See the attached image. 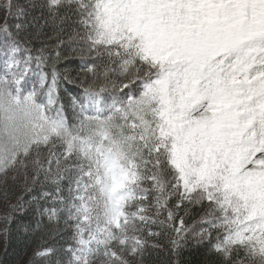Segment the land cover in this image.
<instances>
[{"label":"snow or ice","instance_id":"6c2138e0","mask_svg":"<svg viewBox=\"0 0 264 264\" xmlns=\"http://www.w3.org/2000/svg\"><path fill=\"white\" fill-rule=\"evenodd\" d=\"M15 187L53 239L29 264H146L165 234L168 264L189 236L264 264V0H0V195ZM197 208L199 232L177 226Z\"/></svg>","mask_w":264,"mask_h":264},{"label":"trees","instance_id":"16d2710c","mask_svg":"<svg viewBox=\"0 0 264 264\" xmlns=\"http://www.w3.org/2000/svg\"><path fill=\"white\" fill-rule=\"evenodd\" d=\"M64 69L69 70L73 77L77 75H80L81 78L83 77V65L78 58L62 61L61 71ZM80 92L81 89L78 87V83L71 84L63 82L60 85V93L65 103L68 102L71 96H78ZM10 193L11 194L7 199L0 195V201H4V203L7 204H13L18 197L23 196L26 203L24 211L18 212L14 216L13 222L10 225L7 242H5L4 237L0 235V264H29V260L33 256L34 251L43 246H53V239L46 228L42 227L40 230H32L35 228V221L39 216L35 206H29L27 201L31 200L32 195H36L37 192L34 191L29 195L19 187H15L10 189ZM8 211L9 206L5 213ZM202 212V208H197L195 211L191 212L190 215H185L183 209H181L177 217V226H179V216H184L185 225L190 229H194L195 232H199L201 225L198 223V220ZM29 223H31L32 228L25 233L22 226ZM44 223H47L46 218ZM0 225V231H2L5 226V221L2 220ZM214 237L215 233H213V240ZM168 240V234L161 235L155 240V242L160 245V248L156 250L149 249L150 255L146 257V264H168ZM208 247L209 244L207 240L197 244L192 239V236H189L188 246L185 248L182 256L184 264H216V257L208 254Z\"/></svg>","mask_w":264,"mask_h":264},{"label":"rangeland","instance_id":"374dc122","mask_svg":"<svg viewBox=\"0 0 264 264\" xmlns=\"http://www.w3.org/2000/svg\"><path fill=\"white\" fill-rule=\"evenodd\" d=\"M9 205H10L9 203L7 204V203H4V201H0V223L2 222V220H3L2 217L4 216L5 211H7V208H8ZM0 229H1V225H0Z\"/></svg>","mask_w":264,"mask_h":264}]
</instances>
